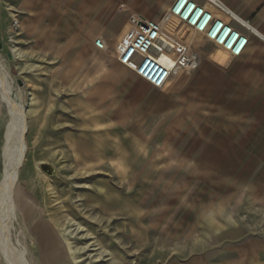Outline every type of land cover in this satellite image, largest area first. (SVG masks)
<instances>
[{"label":"rangeland","instance_id":"1","mask_svg":"<svg viewBox=\"0 0 264 264\" xmlns=\"http://www.w3.org/2000/svg\"><path fill=\"white\" fill-rule=\"evenodd\" d=\"M129 15L118 0H0V64L28 123L15 196L30 218L18 211L11 231L26 264H160V222L264 209V92L212 43L183 41L188 27L180 43L170 12L164 35L200 66L160 90L124 74ZM7 123L0 98V185Z\"/></svg>","mask_w":264,"mask_h":264},{"label":"crops","instance_id":"2","mask_svg":"<svg viewBox=\"0 0 264 264\" xmlns=\"http://www.w3.org/2000/svg\"><path fill=\"white\" fill-rule=\"evenodd\" d=\"M118 1L123 3L130 15L139 14L159 22L169 17V9L175 0ZM193 1L199 5L204 4L202 0ZM219 1L246 24L234 22L227 16L214 12L217 19L223 20L243 38V44L236 50L228 51V47L215 44L205 35L189 27L192 34L183 41L198 44L204 38L205 41L212 43L220 50L222 58L227 57L235 61L232 69L236 68L234 74L244 85V90L264 92V0ZM164 12L168 13L160 19ZM170 19L173 28L179 29L176 39L183 43L179 34L181 32L184 36L182 31L187 26L174 17ZM82 48L81 52H78V57L90 51L88 44L82 45ZM97 68L96 74H99V67ZM121 68L124 74L127 73L128 69L123 66ZM144 83L133 82L132 85L137 91H146ZM161 215L164 220V214ZM235 215L236 217H231L228 212L216 216H213L212 212H203L199 215L196 212H189L182 217L183 222L180 221V216L178 221L174 216L173 221L160 222V264H264V209L237 212Z\"/></svg>","mask_w":264,"mask_h":264},{"label":"built area","instance_id":"3","mask_svg":"<svg viewBox=\"0 0 264 264\" xmlns=\"http://www.w3.org/2000/svg\"><path fill=\"white\" fill-rule=\"evenodd\" d=\"M175 0L169 12L195 32L205 35L215 44L236 50L243 44L233 29L223 20L217 19L214 12L223 14L234 22L242 23L219 0ZM243 24V23H242ZM19 22L13 20L17 29ZM163 34L161 23L149 20L139 14H131L126 24V32L115 44L114 52L119 65L132 72L138 79L153 89H163L180 72L195 71L200 65V56L190 46L178 45L173 48L175 62L171 69L163 66L156 53V45ZM160 53H164V50ZM167 54V53H166Z\"/></svg>","mask_w":264,"mask_h":264},{"label":"bare ground","instance_id":"4","mask_svg":"<svg viewBox=\"0 0 264 264\" xmlns=\"http://www.w3.org/2000/svg\"><path fill=\"white\" fill-rule=\"evenodd\" d=\"M124 30L126 32V28ZM178 45L180 44H176L168 39L163 31L161 39L156 45V53L159 62L167 69H171L174 65L175 56L173 48ZM163 50L164 53H160ZM9 79L8 71L0 64V98L4 102L8 116V123L5 126L3 135L4 177L0 185V255L6 264H26L25 254L12 243L11 231L12 224L17 221L18 211L30 218V206L28 204L23 205L22 201L15 196L20 169L23 167L27 153L26 135L28 123L24 106L12 96L11 80L9 81ZM44 165L47 164L39 163L35 164V167L46 175L42 170ZM46 171L49 173L53 172L50 167L46 168ZM46 244L52 247L53 242H47Z\"/></svg>","mask_w":264,"mask_h":264},{"label":"water","instance_id":"5","mask_svg":"<svg viewBox=\"0 0 264 264\" xmlns=\"http://www.w3.org/2000/svg\"><path fill=\"white\" fill-rule=\"evenodd\" d=\"M48 167H50V166H48V165H44L42 168V170H43V172L46 174V175H48V176H52L53 175V173H54V171L52 172H48V171H46V168H48ZM51 168V167H50ZM52 169V168H51ZM53 170V169H52Z\"/></svg>","mask_w":264,"mask_h":264}]
</instances>
